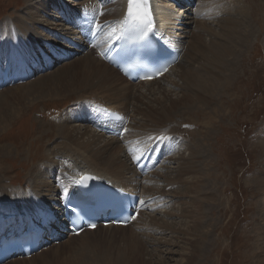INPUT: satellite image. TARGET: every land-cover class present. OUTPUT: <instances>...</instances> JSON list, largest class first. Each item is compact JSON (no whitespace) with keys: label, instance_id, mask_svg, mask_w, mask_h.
Segmentation results:
<instances>
[{"label":"rangeland","instance_id":"rangeland-1","mask_svg":"<svg viewBox=\"0 0 264 264\" xmlns=\"http://www.w3.org/2000/svg\"><path fill=\"white\" fill-rule=\"evenodd\" d=\"M41 1L42 0H0V30L5 22L14 23L15 20H25L34 12L38 5L37 3ZM71 1L72 0H62L57 3L59 5L63 4L65 8H73L75 4ZM165 2L168 3L167 0H165ZM194 4H197L196 9H191V11L184 15L191 14L190 16L192 19L193 17L196 19L197 14L199 15L202 12L199 18H197V20H192V22L197 23L198 21L194 26L199 25L198 27L204 28V31H200L201 34L195 31L196 34L194 33L192 37L187 39V44L178 66L165 78L158 80L156 83H152V85H135L127 87L120 82V84L116 86V88L123 92L129 89L133 94L137 95L138 98L133 99V96H130V99L126 102V106L128 107L126 113H128L127 116L130 119L128 127L130 126L131 131L129 133V135L131 134L130 138H128L129 135H127L128 137L126 139L131 140L129 142L126 141L125 144H123V141L126 140L125 138L124 140L114 142L112 147H110V152L116 154L115 158L122 165V168H132L129 159H127L128 157L126 158L122 152L123 150L127 156L126 149L130 148V146L127 147L125 145L136 144L140 148V145L147 139H176V148L173 147V152L169 155L170 158L167 160L165 158L164 162L159 165L155 172L149 174L144 179L142 178L143 184L139 189V192L142 190L140 194H142L145 199L150 197H155V199L151 203L153 206L147 207L143 213L140 212L137 215L139 221L143 222V225H146L150 216H154L155 225L151 228H155V238L162 239V237L165 236L166 240H169L170 234L160 235L161 231L156 229V224L161 221H174L176 224L181 222L178 218L180 214L179 209H181L179 206L180 200L177 202L176 199L173 198V196L176 195L175 193H178L181 188H178V185H173L172 187L163 189L164 182H174L177 179L184 181V184L190 182L186 172H184L186 171L185 167L193 166L195 162H200V160H192L190 161L191 164H187V159H183L189 156L191 150H194L195 141L198 143L199 136L203 133L201 123H204L209 117H211V119L215 117L217 120L213 119L214 122L211 127L212 133L210 132L211 137L205 140V143L208 141L209 145L204 144L207 146H205L206 148L204 147L206 152L204 159L206 160L205 167L202 168L201 166L200 168L197 164L200 170L206 172V181L210 186L209 192H212L216 198L215 205L207 206L205 210H203L205 217L209 221L204 227L207 226L211 230L210 237L208 234V242H211L209 247L211 244L215 246L214 248L206 250L205 254L209 259L205 260V263L264 264V260H259L261 257H259L258 252L260 251L256 249L262 248L264 245V241H262L264 238L263 225L260 220L261 218L259 219V208L263 204L264 192H262V190L264 189L260 191L258 178L261 176L264 177V0H194ZM52 5V3H49L47 6L48 15L59 17L53 9H51ZM109 7L112 8L110 5ZM107 8L108 6L104 9L107 10ZM175 10L177 14L178 10ZM180 13L181 12H178V14ZM47 19L46 15L36 17L39 29L37 26L36 28L40 39H49V36L46 34L48 30L51 31L53 36L55 33H66L65 30L64 32L59 31L67 29L62 22H60V27L54 31L53 26L50 25L53 24L55 20ZM230 20H232V23L236 24L238 31L245 33V43L238 47V55L235 64L237 65L236 68L239 70V72H237L239 79L232 92L231 99L227 95V102L226 104L223 103L222 107L224 109L222 111L225 112V116L221 117L224 112L222 113L219 111V118H216L214 115L210 116V108L208 109L206 107L200 109L196 104L189 107L183 106V104L188 105V103H184L185 100L181 99L182 94H192V91L188 90L189 85L185 78H179V75L182 71L186 70L188 63H190V58L193 59L192 57L195 55L194 50L198 45L197 41L208 44V42L211 41L210 39L213 40L214 33L217 31L221 32V29L218 30V27L225 26L226 23L224 24V22ZM222 23L224 25H222ZM33 27L35 28V26ZM14 39L18 38L14 35ZM7 41L11 42L10 38L5 39L0 37V46L6 45ZM17 42H19V44L16 46L20 53L27 52L26 48H32L29 45H24L26 41L18 39ZM5 47L3 49H5ZM16 55L18 58L23 56L22 54H15L14 51V53L11 54V58H16ZM31 55L32 54H26L25 58ZM88 56L92 57L91 54L79 56L69 62L54 67L48 73L54 75L52 73H58L62 67H71L73 64H76L77 61L79 62L81 58H86ZM194 58L195 61L192 65L196 69L202 68L205 70V68H208L203 59L196 55ZM39 77L27 82L32 83L35 80L37 81ZM228 92L230 91L228 90ZM8 93L10 94L12 91L2 93L0 97L7 96ZM77 95L78 93H70L61 96V98L44 99L34 102L33 104L31 103L21 112V115L17 117V119L10 121L5 131L0 133V146H6L11 150L9 155L0 157V177L5 185L9 186L8 189H6L7 191H10L11 188H13L14 191H22L26 190V188L29 190L33 189L31 187V181L35 175L32 169H40L44 166L42 163V155L46 148L45 145L51 136L49 135L47 138L44 136L39 139V135L41 133L43 134V132L45 134H50V131L55 133V126L59 121V117H61L66 109L75 102ZM107 97L115 99L119 104L123 103V96L112 94ZM177 98V101H180L181 104L175 103L177 104L175 106L173 102ZM209 106L216 107V104L211 103ZM163 108H165L166 111ZM166 113L167 115L164 116ZM71 125L81 128L85 126L83 123ZM88 129L94 131L92 128ZM99 135L101 136V134ZM158 135L164 136L160 137ZM104 139L105 141L108 140L105 136ZM99 144V147H103L104 140L101 139ZM15 149L18 150L17 157H15L16 155L13 152ZM118 150L120 153H118ZM1 158L3 159L1 160ZM54 181L55 179L53 178V187L55 186ZM0 191L4 190L0 188ZM5 193L9 194L7 192ZM189 197L192 196L182 195L181 198L182 201L187 203L186 211L190 210L188 204L195 202L194 198ZM53 203L55 202L51 204ZM168 211H171L170 213H172V215L178 217H166L164 213ZM153 212H155L154 215L152 214ZM131 225L122 229L99 227L94 231H86L80 235L69 236L58 244H52L29 258H16L5 264H77L76 262H78L79 259L73 260V257L76 255L80 256V253L87 252L86 247H88V249L90 247L91 256L98 254V256H95L101 259V257L106 255L105 252L115 253L118 248L125 249L122 242H124V240L126 241L127 237L124 235L130 233L134 228H139L135 222ZM152 231H154V229H152ZM136 232L139 233L138 230ZM257 234H259L258 236L262 235L260 238H257ZM184 238H186V236ZM261 243H263L262 246ZM158 244L159 243H153L156 249L160 247L158 252L153 250V258H160L158 260H162L163 264H182L181 258H183V256H181V252L178 249L169 247L170 249L168 250L172 251L173 256L169 254L166 255L162 253L165 251V248ZM147 249L151 251L153 247ZM141 254L143 260L146 261L149 259L145 253Z\"/></svg>","mask_w":264,"mask_h":264},{"label":"bare ground","instance_id":"bare-ground-1","mask_svg":"<svg viewBox=\"0 0 264 264\" xmlns=\"http://www.w3.org/2000/svg\"><path fill=\"white\" fill-rule=\"evenodd\" d=\"M60 1L62 0H42L40 3H37L38 5L34 12H32L25 20H15L14 23L5 22L0 30V37L5 39L10 38L11 42H17L18 39L26 42L30 39L39 40L40 36L37 33L38 24L36 17L40 15H46L48 18L47 20H55L53 21L54 23L50 25L53 26V30L55 31L58 27H60L61 21L59 17L48 15L47 6L49 3H52V9L54 7H59L61 5L58 4ZM125 2L126 0H112L110 5L112 8L108 6L107 10H103L102 17L99 19V23L104 24L103 36H108L113 29L115 31L118 30V25H120V21L124 14ZM168 3H166L165 0H152V5L158 20V27L161 29H169L168 25L175 22L180 23L182 27L178 30L182 32V35L180 36L183 39V48H185L187 39L192 37L195 31H198V33L201 34V32L204 31V28H199V25L194 26V24H197L198 21L197 23L192 22L195 18L193 17L192 19L190 16L191 14L184 15L185 13L191 11V8L185 9V12L180 15L184 19H179V16L173 15L174 6L171 2L168 1ZM195 20H197V18ZM225 23V26L218 27V30L221 29V32L217 31L214 33L213 40L210 39L211 41L208 42V44L199 42L195 39L198 42V45L196 46L194 53L197 57L204 60L208 68H205V70L202 68L196 69L192 65L195 61V55L193 54L194 57H192L193 59L190 58V63H188L186 70L182 71L179 75V78H185L189 85L188 90L192 91V94H182L181 99L185 100L184 103H188V105L182 103L183 106L189 107L196 104L200 107V109H204L206 107L208 109L210 108V116L214 115L216 118L218 117L219 111L222 113L224 112L222 111L224 109L222 107L223 103L226 104L227 95L229 98L231 97L232 92L235 89V85L238 82L239 76L237 72H239V70L236 68L237 65L235 64V61L238 55V47L244 45L245 43V33L238 31V27L236 24L232 23V20L224 22V24ZM224 24L222 23V25ZM33 26H35V28L37 26V28L35 29ZM64 30L67 31L68 29L59 31ZM14 35L18 39H14ZM54 37H58V35L54 34ZM26 49L27 52L20 53L18 48H15V54H22V57H26V54H32V48ZM87 54H91L92 57L88 56L86 58H81L79 62L77 61L76 64H73L71 67H62L58 73H52L54 75L47 73L41 75L37 81L35 80L32 83L25 82L22 85L14 86L10 89L6 88L1 91L0 94L8 91H12V93H8L7 96L0 97V133L5 131L10 121L17 119V117L21 115V112L31 103L33 104L34 102L44 99L50 100L61 98V96H65L70 93H78V95L75 102L66 109L65 113L62 114L61 117H59V121L55 126V133L50 131V134H45L43 132V134L41 133L39 135V139L44 136H46V138L49 135L51 136L45 145L46 148L42 155V163L44 166L42 168L39 167L40 169H32L35 175L31 181V187L33 189L29 190L26 188V190L14 191V189L11 188L10 191H7L6 189H8L9 186L5 185L0 177V188L9 193L6 194L4 191H0V220L2 219L1 217L6 214H13L15 216V212L17 210L22 211V214L28 217L34 216L35 211L42 208L43 205L48 206L51 205L52 202H56L55 199L57 198V193L59 192L60 195H62V193L68 190L72 183H74L75 180L83 173L94 174L111 182L112 185L117 184L118 186H121L136 183L137 185L130 187L135 190L137 189L139 192V189L142 186V180L139 179L140 175L136 173L135 168H122V165L115 158L116 154L110 152V147H112L114 142H118L119 140L116 138H108V140L105 141L104 135L100 136L98 133H95V130L92 131L91 129H88L90 127L86 126L81 118V104H90L96 107L101 106L102 109L117 111L128 118V113H126V109L128 108L126 106V102L130 99V96H133V99L138 98V96L133 94L129 89L123 92L122 90L116 88V86H118L120 82L127 87L135 85H152V83H156L158 80L165 78L175 67L178 66L181 59L173 68L170 69V71H167L165 75L159 77L157 80L133 85L129 84L118 72L114 71L113 68L98 60L92 52ZM228 90L230 92H228ZM108 94L123 96V103L119 104L115 99L107 97L111 96ZM177 100L178 98L173 102L175 106L177 105L175 103H180V101L178 102ZM211 103H215L216 107L209 106ZM165 108L163 109L165 110ZM166 115L167 113L164 116ZM224 116L225 112L221 117ZM213 119H215V117L212 119L209 117L206 121H204V123H201L203 133L202 135L200 134L198 143L195 141L194 150H191L189 156L183 159H187V164H191L190 161L192 160H200V162H195V165L193 166L185 167L186 171L184 172H186L190 182L184 184V181L180 179H177L174 182H164L163 189H167L173 185H178V188H181L178 193H175L176 195L173 196L177 202L180 200V214L178 213L179 217L175 216L178 217L181 222L176 224L174 221H161L156 224V229L161 231L160 235L163 236L169 233L170 239L166 240L165 236L162 237V239L155 238V228H151L155 225L154 216H150L146 225H143V222H140L138 216H136L131 224L135 222L139 228H134L130 231V233L124 235L127 237V239L125 238L126 241L124 240V242H122L125 249L118 248L115 253L105 252L106 255L103 253L105 256L100 259L97 257L98 254H95L97 256H91L90 247L89 249L86 247L87 252L80 253L79 251L80 256L73 255V260L79 259V261L76 262L77 264H163L162 260H158L160 258L155 259L152 257L153 250L158 252V249L160 248L156 249L153 246V243H159V246L161 245L165 248V251L162 253H165L166 255L169 254L173 256L172 251L168 250L170 249L169 247H175L178 249L181 252V256H183V258H181L182 264H206L205 260L209 259L205 254L206 250L214 248L215 246L211 244L209 247L211 242H208V234L210 237L211 230L207 226L204 227V225L209 221L205 217L203 210H205L207 206L215 205L216 198L212 192H209L210 186L206 181V172L200 170L198 165L200 168L201 166L202 168L205 167L206 160L204 159L206 152L204 147L206 145L204 144L209 145L208 141L205 143V140H208L211 137V127L214 122ZM76 123H83L85 126L81 128L79 126L71 125ZM125 130V134L128 131L130 133V126H127ZM129 133L127 135H129ZM125 134L121 140L128 137L127 135L125 136ZM130 135L128 138H130ZM158 136L163 137L164 135ZM101 139L104 140L103 147H99V141ZM125 146H130V148L126 149L127 156L122 150L124 156L126 158L128 157L127 159H131V153H133V151L137 154L141 150L136 144H127ZM13 152L16 155L15 157H17L18 150L15 149ZM10 153L11 150L8 149V147L0 146V157L9 155ZM118 153H120L119 150ZM140 153L142 154V152ZM137 158L138 156H136L135 160ZM2 159L3 158H1V160ZM53 178L55 179L54 187L52 186ZM258 178L259 188L261 191V189H264V177L261 176ZM125 187L129 188L128 186ZM262 192H264V190H262ZM182 195H190L192 197L189 198H194L195 200L194 203L192 202L188 204V207L190 208L188 211H186L187 203L181 200ZM262 203V206L259 208V219L261 218L260 220L262 221L264 237V196ZM170 212L168 211L164 213V215L166 217L174 218L175 216ZM152 214L154 215L155 212ZM131 224L126 227H129ZM126 227L112 228L122 229ZM152 229H154V231H152ZM137 230L139 233L136 232ZM258 235L259 234H257V238H260L262 234L260 236ZM185 236L186 238H184ZM262 241H264V238ZM262 244L263 243H261V246ZM149 247H153V249L148 251L147 248ZM256 249L257 251H260L258 252L259 257H261L259 260H264V245L262 248ZM141 253H145L149 259L146 261L143 260Z\"/></svg>","mask_w":264,"mask_h":264},{"label":"snow or ice","instance_id":"snow-or-ice-1","mask_svg":"<svg viewBox=\"0 0 264 264\" xmlns=\"http://www.w3.org/2000/svg\"><path fill=\"white\" fill-rule=\"evenodd\" d=\"M147 0H129V16L137 26L146 27L148 32L153 31V24L151 21L150 12L141 11L146 5ZM133 5H137V11L133 12Z\"/></svg>","mask_w":264,"mask_h":264}]
</instances>
